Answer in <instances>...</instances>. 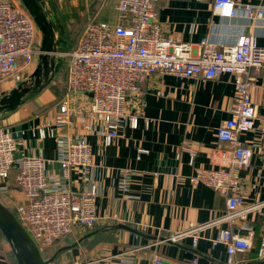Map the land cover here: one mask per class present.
<instances>
[{
	"label": "crops",
	"instance_id": "obj_1",
	"mask_svg": "<svg viewBox=\"0 0 264 264\" xmlns=\"http://www.w3.org/2000/svg\"><path fill=\"white\" fill-rule=\"evenodd\" d=\"M68 1L74 4L77 0ZM235 1L264 6V0ZM114 2L82 0L81 5L85 6L83 10L91 9L97 21L115 25L118 18ZM212 2L157 0V22L164 36L191 44L194 53L203 38L222 47L235 44L241 34L250 32L264 46V27L253 25L242 11L219 17L213 13ZM69 9L72 7L64 3L57 10L67 13ZM50 13L55 27V22L60 21ZM249 74L251 102L256 113L262 115L264 70L251 69ZM14 86L11 81L0 83V96ZM63 89L60 100L53 103L30 101L35 94L13 112L0 116V126L9 127L19 142L14 156L41 157L52 174L60 170L57 143L48 135L40 137L38 127L57 113L63 97H68L75 108H85L90 102L87 94L68 95L66 85ZM233 94V76L228 73L214 79L150 75L141 84L140 92L127 99V112L138 119L136 128L126 123L122 135L109 145L104 143L103 135H86L91 148V174L98 189L95 225L88 229L73 227L68 235L45 249L44 259L52 258L49 264H152L151 258L158 255L173 261L198 257V264H226L225 245L214 241L220 230L230 229L251 242L250 249L233 256L232 264H264V250L260 247L264 239V145L254 149L249 165L240 172L238 193L243 203L237 211L246 209L243 218L237 216L232 223L224 219L225 201L211 188L190 180L198 168H216L211 159L212 149L217 146L216 129L230 117ZM238 140L254 146L261 139L253 129L240 134ZM189 148L195 151L192 160ZM121 171L130 174L128 197L119 186ZM13 177L14 171L7 181L12 188L0 194L9 201L7 205L0 199L8 209L20 197ZM69 185L71 189L81 187L76 175H72ZM0 236L3 237L1 232ZM7 261L0 254V264Z\"/></svg>",
	"mask_w": 264,
	"mask_h": 264
},
{
	"label": "built area",
	"instance_id": "obj_2",
	"mask_svg": "<svg viewBox=\"0 0 264 264\" xmlns=\"http://www.w3.org/2000/svg\"><path fill=\"white\" fill-rule=\"evenodd\" d=\"M156 1L115 0L118 22L111 25L89 21L76 46L66 52L67 93L87 94L90 102L85 108H75L68 97H63L57 113L38 127L40 137L48 135L56 140L58 173H48L46 160L41 157H15L19 142L9 127L0 126V194L12 188L7 181L14 171L12 182L20 197L12 201L9 209L40 251L68 235L75 226L88 229L95 225L98 189L91 174V148L86 135H103L104 143L109 145L122 135L126 123L136 128L138 119L127 112V99L139 93L141 84L157 73L204 79L223 73L233 76L230 117L217 127V146L211 153L217 166L196 169L190 180L206 185L225 201L224 219L232 223L235 217H244L246 209L237 211L243 203L238 193L240 172L249 165L254 149L264 145V114L258 115L251 102L249 72L264 70V46L250 32L241 34L235 44L222 47L203 38L194 53L191 44L164 36L157 22ZM212 9L219 17L242 11L253 25L264 27V6L213 0ZM38 36L34 21L20 0L0 1V83L11 81L16 86L30 81L34 56L40 53ZM253 129L261 139L256 145L238 140L240 134ZM188 150L192 160L195 151ZM72 175L81 183L79 189H71ZM121 175L119 186L126 194L130 174L121 171ZM214 242L225 245L226 264H232L237 252L251 247L249 239L230 229L220 230ZM260 247L264 250V239ZM128 259L131 261V257ZM151 263L198 264L199 258L173 261L155 255Z\"/></svg>",
	"mask_w": 264,
	"mask_h": 264
},
{
	"label": "water",
	"instance_id": "obj_3",
	"mask_svg": "<svg viewBox=\"0 0 264 264\" xmlns=\"http://www.w3.org/2000/svg\"><path fill=\"white\" fill-rule=\"evenodd\" d=\"M34 21L40 35L39 61L28 81H23L0 96V116L13 112L24 102L45 88L52 80L57 53L53 16H48L37 0H20ZM0 232L6 239L17 264H49L52 258L44 259L41 251L21 226L14 214L0 202Z\"/></svg>",
	"mask_w": 264,
	"mask_h": 264
},
{
	"label": "rangeland",
	"instance_id": "obj_4",
	"mask_svg": "<svg viewBox=\"0 0 264 264\" xmlns=\"http://www.w3.org/2000/svg\"><path fill=\"white\" fill-rule=\"evenodd\" d=\"M45 1L46 0H40V5L45 9L48 16H50L51 14L50 12H53V14L57 17V20L60 21V23L55 22V27H54L55 28L54 30L56 33V43H57L58 50L54 58L55 66H54V74L52 77L53 84L49 83V85L43 88L42 91H39L38 93H36V96L32 97L30 101L33 102L35 100H42L44 102H47V104L48 103L50 104V103H53L57 98H59L61 94V89H62L61 85H63V81L65 80L64 74H66V80H67L66 68H67V63H68V57H67L66 52L71 51L70 50L71 47H74V45L76 44V41H78V38L80 37L79 36L80 33L81 34L83 33L82 30H84L86 24L91 20H95V21L97 20L95 19L93 15V11L91 9H89V11L83 10L85 9L84 8L85 6L81 5L82 0H77L74 4H71L68 0H49L47 4ZM109 1H112V0H109ZM64 3L67 7L71 6L72 9L71 10L69 9L67 13H60V11L57 9L60 7L61 4H64ZM76 3H78V5ZM75 4L76 6H74ZM89 16L90 18L87 20V17ZM84 20L86 21L85 23H84ZM67 25L70 27H68ZM78 26H81V27L79 28ZM38 42H39V49H40V42H41L40 33L38 36ZM39 54L40 53L34 56L32 71H34L39 61V57H38ZM0 199L1 201H3L4 203L8 205L9 201L6 202V199L2 198L1 196H0ZM10 207L12 206H9V208ZM46 253L47 251L42 250L41 255L43 258H46L45 257ZM0 254L4 255L5 259L8 258V261H7L8 264H14L13 261L9 262L11 257L13 258V253L6 239L3 238L2 236H0Z\"/></svg>",
	"mask_w": 264,
	"mask_h": 264
},
{
	"label": "trees",
	"instance_id": "obj_5",
	"mask_svg": "<svg viewBox=\"0 0 264 264\" xmlns=\"http://www.w3.org/2000/svg\"><path fill=\"white\" fill-rule=\"evenodd\" d=\"M81 24H83V23H81ZM68 25H69V24H68ZM68 25H67V26H68ZM68 27H70V26H68ZM78 27L80 28L81 26H78ZM82 31H83V30H82ZM80 35H81V33H80ZM80 35H79V36H80ZM76 43H77V41H76ZM75 46H76V44L74 45V47H75ZM74 47H71L70 50H72ZM64 79H65V80L63 81V85H61V88H62L61 90H62V91L64 90V89H63V86L66 85V74H64ZM59 100H60V98H59ZM59 100H58V102H59ZM9 210L14 214V211H13L12 209H9ZM1 235H2V234H1ZM44 250H45V249H44ZM44 250H43V251H44ZM41 252H42V251H41ZM10 260L13 261L14 264H17V263H16V260H15V258H14V256H13V258L11 257Z\"/></svg>",
	"mask_w": 264,
	"mask_h": 264
},
{
	"label": "flooded vegetation",
	"instance_id": "obj_6",
	"mask_svg": "<svg viewBox=\"0 0 264 264\" xmlns=\"http://www.w3.org/2000/svg\"><path fill=\"white\" fill-rule=\"evenodd\" d=\"M28 84H32L33 83V79H30V81H28Z\"/></svg>",
	"mask_w": 264,
	"mask_h": 264
}]
</instances>
